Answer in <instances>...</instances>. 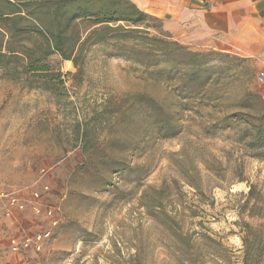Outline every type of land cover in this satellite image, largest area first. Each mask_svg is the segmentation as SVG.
I'll return each mask as SVG.
<instances>
[{
	"label": "rangeland",
	"instance_id": "374dc122",
	"mask_svg": "<svg viewBox=\"0 0 264 264\" xmlns=\"http://www.w3.org/2000/svg\"><path fill=\"white\" fill-rule=\"evenodd\" d=\"M109 53L80 69L53 54V92L0 70V264H241L246 225L264 223V148L230 115L258 112L254 63L230 58L219 105L193 113L172 80ZM46 230L40 251L12 250Z\"/></svg>",
	"mask_w": 264,
	"mask_h": 264
},
{
	"label": "trees",
	"instance_id": "16d2710c",
	"mask_svg": "<svg viewBox=\"0 0 264 264\" xmlns=\"http://www.w3.org/2000/svg\"><path fill=\"white\" fill-rule=\"evenodd\" d=\"M149 20L160 19L142 12L130 0H0V70L23 79L28 89L53 92L55 86L64 84L62 73L50 62L53 54L80 69L88 51L102 47L111 50L110 56L172 80L188 112H198L190 104L193 101L219 105L221 95L214 87L228 78L224 64L233 56L191 50L174 40L162 21V27L155 28L148 25ZM244 102L258 112L246 118L230 115L243 123L236 125L240 141L247 149L264 148V99L256 90H247ZM252 193L250 187L248 195ZM240 239V263L264 264V223L246 225Z\"/></svg>",
	"mask_w": 264,
	"mask_h": 264
},
{
	"label": "crops",
	"instance_id": "0c3cea01",
	"mask_svg": "<svg viewBox=\"0 0 264 264\" xmlns=\"http://www.w3.org/2000/svg\"><path fill=\"white\" fill-rule=\"evenodd\" d=\"M130 1L160 19L174 40L195 51H215L252 61L255 90L264 99V84L258 78L264 72V0Z\"/></svg>",
	"mask_w": 264,
	"mask_h": 264
},
{
	"label": "built area",
	"instance_id": "2783aa9c",
	"mask_svg": "<svg viewBox=\"0 0 264 264\" xmlns=\"http://www.w3.org/2000/svg\"><path fill=\"white\" fill-rule=\"evenodd\" d=\"M258 77H259V81L262 84H264V72H260ZM35 196H37V194H35ZM9 206L11 208L12 207H18L19 209L23 208L22 204H20L19 201L14 197H11L9 199ZM35 210L39 212V208H35ZM56 210L57 209L55 208H48L45 210V212L47 216H53ZM7 213H9V210ZM52 224L55 225L56 220H53ZM50 235H51L50 230L38 232L29 239L22 240L18 243L13 242L11 248L15 252L19 251L20 249H28V248H31L36 251H40L44 243L48 241V239L50 238Z\"/></svg>",
	"mask_w": 264,
	"mask_h": 264
}]
</instances>
